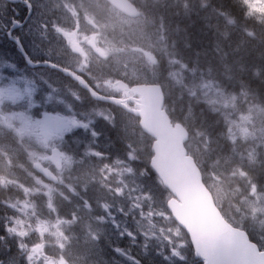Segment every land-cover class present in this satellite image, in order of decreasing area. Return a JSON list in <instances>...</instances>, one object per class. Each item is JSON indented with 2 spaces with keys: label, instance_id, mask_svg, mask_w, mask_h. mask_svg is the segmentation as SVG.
<instances>
[{
  "label": "rangeland",
  "instance_id": "374dc122",
  "mask_svg": "<svg viewBox=\"0 0 264 264\" xmlns=\"http://www.w3.org/2000/svg\"><path fill=\"white\" fill-rule=\"evenodd\" d=\"M33 1L36 15L51 22L36 35V44L78 58L81 49L91 59L95 54L90 69H72L98 91L117 93L121 79L166 85L168 101L173 93L187 99L189 106L176 110L175 118L188 129L197 120L194 104L215 113L229 141L220 145L236 154L231 161L211 162L204 183L219 209L225 208L229 219L224 217L247 230L264 251V186L246 172L264 155V109L241 103V95L211 73L179 59L163 25L151 26L142 9L154 0H131L140 7L138 18L105 0ZM74 5L87 16L78 35L85 42L75 48L58 43L57 36L59 24L69 31L76 26ZM0 13L15 16L4 0ZM1 57L0 264H204L168 209L172 195L149 166L153 141L135 117L87 99L73 83L57 84L49 71L39 70L36 81L30 80L10 45ZM194 132L190 142L201 166L198 159L210 147L205 135ZM54 150L63 163L59 185L32 168L35 162L49 166ZM214 169L221 175H212Z\"/></svg>",
  "mask_w": 264,
  "mask_h": 264
},
{
  "label": "trees",
  "instance_id": "16d2710c",
  "mask_svg": "<svg viewBox=\"0 0 264 264\" xmlns=\"http://www.w3.org/2000/svg\"><path fill=\"white\" fill-rule=\"evenodd\" d=\"M141 6L151 26L162 24L169 42L176 43L174 52L179 59L193 68L211 73L218 83L225 85L233 94L241 95V103L257 104L264 109V0H154ZM162 87L168 90L166 85ZM84 92V97L88 98V93ZM173 95L175 93L172 94V101H168L165 92V109L173 123H177L176 110L179 111L181 107L184 110L189 105L182 95ZM172 105L176 107L175 110ZM194 107L197 120L190 122V137L185 147L196 158L190 140L194 138L195 129L205 135L210 151L205 152L204 157H199L198 162H202V167L198 165L203 176H206L211 162L219 157L231 161L236 151L228 152L220 145L225 143L227 146L229 141L223 137L225 129L215 113L202 103L194 104ZM134 119L139 122V119ZM115 144L121 146L119 138H116ZM150 170L155 174L151 166ZM246 172L258 185L264 186V155H259L254 168ZM211 174L217 176L221 172L214 169ZM4 197L5 193L2 192L1 198ZM221 211L229 219L225 208ZM257 245L262 248L260 244Z\"/></svg>",
  "mask_w": 264,
  "mask_h": 264
},
{
  "label": "water",
  "instance_id": "95a60500",
  "mask_svg": "<svg viewBox=\"0 0 264 264\" xmlns=\"http://www.w3.org/2000/svg\"><path fill=\"white\" fill-rule=\"evenodd\" d=\"M106 1L123 15L135 18L140 14L130 0ZM61 71L76 81L94 101L114 105L139 119L142 131L153 139L150 166L172 195L167 202L168 209L176 223L187 232L196 258L202 259L204 264H264V251L251 241L246 231L229 223L217 207L195 159L185 147L189 131L184 124L173 123L165 110V95L160 85L130 87L119 81L120 90L132 92L136 97L130 100L137 101V108H130L122 99L100 94L77 73ZM50 160L56 171L63 169L57 150L53 151ZM32 167L46 181L59 183L51 169L40 163ZM34 251L38 254L40 247Z\"/></svg>",
  "mask_w": 264,
  "mask_h": 264
},
{
  "label": "flooded vegetation",
  "instance_id": "af4514ba",
  "mask_svg": "<svg viewBox=\"0 0 264 264\" xmlns=\"http://www.w3.org/2000/svg\"><path fill=\"white\" fill-rule=\"evenodd\" d=\"M4 1L7 3L8 8L14 11L15 16L10 17L9 15L7 16L6 14L0 13V25L3 28L2 32L0 31V63L5 61L1 55L5 52L6 45H10L15 50L18 62L28 69V77L30 80L36 81L38 71L46 70L54 75L57 84L70 82L77 85V83H75L70 77L65 76L61 69L73 70L72 68L77 65L81 68L90 69L92 67L91 64L93 63L92 59L95 60V54L91 59L86 55L85 51L81 49L80 53L83 57L78 58L76 57V53H74V56H70V54L66 52L56 51L53 49L50 50L47 46H38L36 44V35L41 31L46 32L47 28L51 27V22L45 24L44 20L36 15L38 9L33 0ZM74 11L75 12L72 14V18L75 20L76 26L73 29L71 28L72 30L69 31L66 29H70V26H67L66 24H59L62 27H59L57 32V36L61 38V42L58 41V43L63 42L73 48L85 42V40L80 39L78 36L80 34L79 23L87 19L86 15L76 12L78 11L77 5H74ZM94 18L96 19V16H94ZM58 21H60V19ZM91 24L95 25L93 21ZM49 40L48 44L52 45L54 41L52 35L49 36ZM84 78L91 83H89L91 86H93L92 82L88 78ZM124 81L129 84L130 87L141 84L136 80ZM108 86L116 88V85L114 84H108ZM107 96L121 98L125 101L128 107L137 108V101L133 102L130 100L133 98L136 99V97H134L129 91L120 90L119 86L117 93L114 91ZM2 99L0 98V101H2Z\"/></svg>",
  "mask_w": 264,
  "mask_h": 264
},
{
  "label": "bare ground",
  "instance_id": "6f19581e",
  "mask_svg": "<svg viewBox=\"0 0 264 264\" xmlns=\"http://www.w3.org/2000/svg\"><path fill=\"white\" fill-rule=\"evenodd\" d=\"M127 263V262H126Z\"/></svg>",
  "mask_w": 264,
  "mask_h": 264
}]
</instances>
